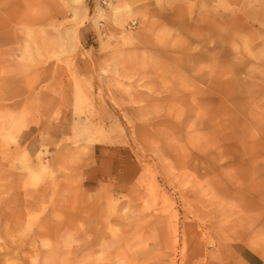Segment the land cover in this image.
<instances>
[{"label": "rangeland", "instance_id": "1", "mask_svg": "<svg viewBox=\"0 0 264 264\" xmlns=\"http://www.w3.org/2000/svg\"><path fill=\"white\" fill-rule=\"evenodd\" d=\"M21 2L0 55V264H264V20L225 31L264 0Z\"/></svg>", "mask_w": 264, "mask_h": 264}, {"label": "bare ground", "instance_id": "2", "mask_svg": "<svg viewBox=\"0 0 264 264\" xmlns=\"http://www.w3.org/2000/svg\"><path fill=\"white\" fill-rule=\"evenodd\" d=\"M78 2H84L85 0H76ZM235 2L239 3L242 0H234ZM28 7V4H27ZM242 8V7H241ZM30 14L28 12V9L23 6L21 0H0V55L4 53L3 46L7 45L8 43H11L15 37L17 36L10 30V24H24L27 23V21H30ZM248 19L261 21L264 20V15L258 12L257 10H244L243 13H237L234 16V19L231 23H233L232 29H225L227 36L232 37L235 33V28L238 27H246V24L249 22ZM224 23V22H223ZM222 24V22L218 19L211 20L207 19L205 22L206 30L209 32L207 33V37L204 38L206 42H214L216 43L215 47L217 48L218 45L222 44L226 41V35L223 33L222 28L219 27ZM220 43V44H219ZM256 44V43H255ZM206 45V44H204ZM257 45V44H256ZM255 45V46H256ZM205 47V46H204ZM202 47V53H205L206 55L210 52V49L206 48L204 49ZM217 83H211L210 89H206L203 91V96H209L211 99L213 96L216 95V90H218ZM214 98V97H213ZM199 104H201L199 102ZM213 120V117L211 116L210 121ZM22 123H18L14 126V128L17 130H20V127H22ZM98 142L101 141L100 139H97ZM47 152L46 147H42L41 150L38 153V158L42 159V154H45ZM189 160H186V163H188ZM264 201V199H263ZM259 213L257 216L250 218L248 221H252V223H255V231L258 234L254 236V238L249 243L250 247L257 252L261 257L264 258V205L261 207H258ZM229 228V227H228ZM227 228V229H228ZM102 247L100 249V253H106L108 248L110 247L109 241H102ZM118 263L117 264H124L125 258L122 254H120V257H117ZM57 261V257L54 255V253H50L46 256V263L52 264Z\"/></svg>", "mask_w": 264, "mask_h": 264}, {"label": "crops", "instance_id": "3", "mask_svg": "<svg viewBox=\"0 0 264 264\" xmlns=\"http://www.w3.org/2000/svg\"><path fill=\"white\" fill-rule=\"evenodd\" d=\"M98 145L99 144H96L95 146H94V151H95V153L98 151ZM101 150L102 151H100L101 152V154L103 153V150H105L104 148H101ZM108 153V152H107ZM111 153H117V150H112V152ZM109 161H110V159L109 158H107V159H100V162H101V164H106V163H109Z\"/></svg>", "mask_w": 264, "mask_h": 264}]
</instances>
